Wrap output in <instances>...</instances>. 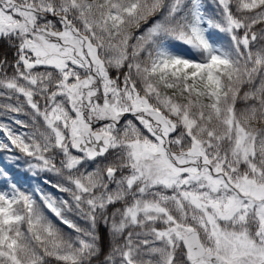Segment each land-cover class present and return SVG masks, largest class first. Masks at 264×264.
<instances>
[{"label":"snow or ice","instance_id":"1","mask_svg":"<svg viewBox=\"0 0 264 264\" xmlns=\"http://www.w3.org/2000/svg\"><path fill=\"white\" fill-rule=\"evenodd\" d=\"M0 264H264V0H0Z\"/></svg>","mask_w":264,"mask_h":264},{"label":"trees","instance_id":"2","mask_svg":"<svg viewBox=\"0 0 264 264\" xmlns=\"http://www.w3.org/2000/svg\"><path fill=\"white\" fill-rule=\"evenodd\" d=\"M6 153H0V167L5 168V170L10 171L13 175L14 182H17L18 186L22 190L31 189L41 182L40 177H32L31 174L26 170V165L21 160L16 163H8L5 159ZM21 176H24V180H21ZM27 183V187L24 185Z\"/></svg>","mask_w":264,"mask_h":264},{"label":"rangeland","instance_id":"3","mask_svg":"<svg viewBox=\"0 0 264 264\" xmlns=\"http://www.w3.org/2000/svg\"><path fill=\"white\" fill-rule=\"evenodd\" d=\"M45 175H47V174H44V173L39 174L40 181H42V179L45 177ZM20 179L24 180V177L22 176ZM38 186H40L42 188L45 187L41 182L38 184ZM24 187H27V183L24 185Z\"/></svg>","mask_w":264,"mask_h":264}]
</instances>
